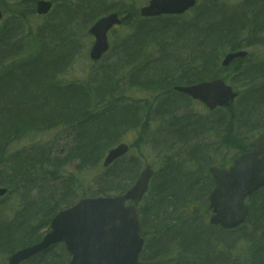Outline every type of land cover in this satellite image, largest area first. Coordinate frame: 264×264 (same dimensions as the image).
Instances as JSON below:
<instances>
[{
	"label": "trees",
	"instance_id": "trees-1",
	"mask_svg": "<svg viewBox=\"0 0 264 264\" xmlns=\"http://www.w3.org/2000/svg\"><path fill=\"white\" fill-rule=\"evenodd\" d=\"M51 1L55 7L46 16L51 21L39 32L26 26L36 17L34 0L3 5L7 14L0 21V186L18 197L20 209L8 213L0 207V231L13 237L0 239V264L15 249L38 241L52 215L75 200L72 175L66 173L68 163L77 160L76 166L85 173L98 167L105 152L125 132L138 133L148 120L168 119L150 136L156 148L177 137L181 120L188 116L174 115L180 108L170 96L174 84L195 83L232 71L228 77L234 76L244 91L222 112L228 110L225 113L235 122V138L243 139V131L253 134L264 128V52L259 58L252 59L249 53L228 67L220 65L227 51L264 49V0H241L236 7L207 0L191 10L192 16L153 18L139 17L134 3L124 9L112 5V0ZM111 11L124 14L125 26L119 30L124 36L109 50L112 63L90 70L84 81H66L64 72L72 60V49L82 37L79 30ZM125 65L129 67L121 74ZM130 89L161 91V95L152 102L132 96ZM224 119L213 118L211 128ZM197 122L190 128L194 132ZM55 129L60 133L50 141L38 139ZM193 145L187 152L189 158L207 161L201 145ZM249 147L250 140L245 141L231 159ZM130 158L122 157L106 172L100 169L94 178L99 187L82 195L127 189L136 172ZM172 160L168 159L166 170L139 204L145 245L138 264H264V188L247 199L249 215L243 225L232 230L212 227L208 220L184 216L189 200L205 198L211 178L207 173L186 172ZM27 177L29 182L22 184ZM202 209L207 217L209 209L206 205ZM18 235L23 239H16ZM169 240L173 244L166 247ZM239 241L248 245L244 261L231 253ZM156 247L161 251L156 252ZM67 261L64 247L55 245L23 264Z\"/></svg>",
	"mask_w": 264,
	"mask_h": 264
},
{
	"label": "water",
	"instance_id": "water-1",
	"mask_svg": "<svg viewBox=\"0 0 264 264\" xmlns=\"http://www.w3.org/2000/svg\"><path fill=\"white\" fill-rule=\"evenodd\" d=\"M195 3L196 0H150L139 13L146 17L181 14ZM51 6L50 1L38 0L35 11L39 15L46 14ZM120 23L118 14L110 13L90 27L93 44L89 57L92 60H99L108 49L107 33ZM246 54L244 50L227 53L222 65L244 58ZM174 89L201 101L210 110L227 106L237 96V92L222 79L175 86ZM127 151L128 145L124 143L110 149L103 165L111 164ZM209 172L214 179V186L207 196L212 211L209 222L225 229L236 228L244 223L248 214L244 203L246 197L264 186V132L253 141L249 151L233 160L229 168L210 167ZM152 174L153 170L147 166L123 194L81 197L72 206L58 210L43 238L12 253L8 264H19L58 242L64 243L70 255L68 264H137L144 242L137 204L147 191ZM5 193L6 189L0 187V196ZM127 201L131 203L126 205Z\"/></svg>",
	"mask_w": 264,
	"mask_h": 264
},
{
	"label": "rangeland",
	"instance_id": "rangeland-1",
	"mask_svg": "<svg viewBox=\"0 0 264 264\" xmlns=\"http://www.w3.org/2000/svg\"><path fill=\"white\" fill-rule=\"evenodd\" d=\"M112 1H114L112 5L119 4L120 7L124 9H127L126 5L134 3V7L133 6L132 7L136 11L140 6L148 2V0H131V1L126 0L129 2H126L124 0H112ZM116 1L119 3H116ZM197 1L199 5V4L205 3L207 0H197ZM240 1L241 0H219V2L231 4L233 5V7L238 6V3ZM10 2H12V0H0V3H1L0 11L4 13L2 14V18H1L2 20L5 19V14H7V10H5L6 8H4L3 5L6 7ZM54 7H55V4H54ZM192 14L193 12L190 11L188 13V16H192ZM54 16H55V13H54ZM46 18H47L46 16L32 17V19L28 21L26 26L29 27L32 32H35V31L39 32L43 29L44 24L47 25L48 22L51 21L49 17L47 19ZM55 20H53V22ZM89 26L86 29L82 28L79 30V33L81 34L82 37L76 39L77 43L74 45L72 49V52H73L72 60L69 66L67 67L66 71L64 72V79L66 81L67 80L75 81V82L84 81L87 79L88 73L90 70H99L112 63V59L110 58L109 51L106 53V55L102 59H100L97 62H94L89 58L88 52L93 43V38L88 33ZM120 29H123V27H120V28L117 27L108 33L110 49L116 44V42L120 38L124 36L122 32H119ZM78 36L80 35L78 34ZM245 49L250 53V57L252 59H254L255 55H257V58L261 57L264 52V49L258 48V47L245 48ZM125 66L127 67H125L122 70L121 74H124L129 67V65H125ZM119 69H122V68H119ZM231 73L232 71L222 72L217 77H222L228 84H230L233 87V89L237 91L238 94H240L242 91H244V88L240 84L236 83L234 76L228 77V75H230ZM160 92L161 91H158V92L142 91L139 89L129 90V93L132 96L138 99L150 98L152 99V102H154L157 94H160ZM176 98L178 100H184V101L181 104L183 108L174 112L175 116L180 117L181 114L183 113L190 116L192 119H195L198 116H202V121L197 122L196 129L205 127V124H206L205 117L214 118L213 115L216 114V113L213 114L211 111L207 110L206 107L199 102L191 101L190 99L187 100L186 99L187 97L184 95L179 94L177 95ZM227 111L224 110L223 112L225 113ZM223 112L222 110L217 112L218 113L217 117L218 115L221 114L220 119H223V117L225 118L223 124H221L220 126H217L216 128L207 127L206 129L198 131L196 136H193L195 139V142L193 141V138H188L192 136V132H194V129L192 130L190 129L193 123H192V120L189 119L188 117H184L181 120L180 126H178V129L180 130L178 131L177 137L173 140H169L170 143H167L166 145H163L158 148L154 146L156 143L153 141V138L150 136L156 130H158V128L161 125H164L168 122V119L166 118H162L161 120L154 119L152 121L151 120L146 121L144 128L142 127L143 132L142 130L138 131V133L136 130L134 131L129 130L125 132L122 135L120 142L123 141V142H128L132 144L131 150L129 154L127 155V157H132L130 159L131 161L134 162L136 166L135 177L138 175L140 170L145 165L147 164L150 165L154 169V175L150 183V188H151L155 183L158 182L157 176L162 174V172L166 170L168 164L170 163V161H168L169 158L173 159L171 163H175V162L181 163L183 166V170L186 172H196L197 171V172L206 174L207 168L211 165H218V164L227 165L230 162V159L233 156V154H235V152L237 151L238 146L243 144L245 141L253 140L254 136L257 134L258 131L254 132L253 134L252 133L247 134L245 131H243L240 133L243 139L237 140L235 138V133L237 134L238 132L235 131V128L233 126L235 122L233 121V119L230 120L231 118L229 119V115H227L226 113L225 115H223ZM231 117L233 118V116ZM181 127H184V129H181ZM56 130L58 129H55L54 131L53 130L46 131L37 137L39 140H42L44 142L50 141V139L56 137L58 133H60V131H56ZM261 130L262 129H260L259 131ZM156 135L169 136L165 133H157ZM160 136H155L154 139L156 141H159ZM135 139L136 141L134 142ZM182 141H185V142H182ZM183 143H186L187 146H185V144ZM194 143L201 145V147L203 148L202 152L204 153L207 161L200 163L199 161H194L189 158V154L187 152H188V149L190 148H191L190 151L193 150ZM204 147L206 148V150H204ZM101 162L99 163L98 167L95 166L90 169H87L86 173L84 172L85 169L80 170L76 166L77 160H74L68 163V165L66 166V173L69 175H72L71 180L74 182V190L76 193L75 198L79 195L85 194L87 191H93L96 188V186L99 187L97 181H95L96 179L94 180V178L98 174L99 170L103 168L101 165ZM110 169L111 168L108 167V168H105L104 171L106 172ZM168 174H172V173H168ZM125 182H127V180ZM19 201L20 200H18V197H16L14 193L9 192L4 199L0 200V207H2L1 209L3 211L6 210L8 211V213H11L12 211H14V209H17V210L20 209ZM187 203L188 205L185 208L186 212L184 214L185 218H189L191 220L202 218L204 221L208 220L209 213L206 217L205 210L202 209V206L206 205L204 198H194V200H189ZM180 209L182 210V206ZM6 238H10L11 240H13V237L10 236L9 233H7L6 231H0V239L2 240ZM16 239H23V236L18 235ZM172 244H173V241L169 240L168 243L166 244V247ZM247 249H248L247 243L242 244V241H239L238 245L235 246L231 250V253L235 255L237 258L244 261L247 256L246 255ZM154 250L156 252L161 251L158 247H156ZM0 263H1V260H0Z\"/></svg>",
	"mask_w": 264,
	"mask_h": 264
},
{
	"label": "bare ground",
	"instance_id": "bare-ground-1",
	"mask_svg": "<svg viewBox=\"0 0 264 264\" xmlns=\"http://www.w3.org/2000/svg\"><path fill=\"white\" fill-rule=\"evenodd\" d=\"M0 89H1V85H0ZM29 177H27L26 179L24 178L21 182H22V184H26V183H28L29 182Z\"/></svg>",
	"mask_w": 264,
	"mask_h": 264
}]
</instances>
